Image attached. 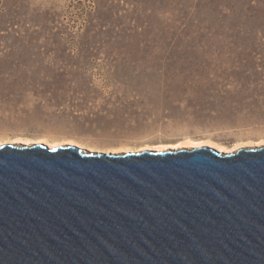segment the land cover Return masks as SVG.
<instances>
[{"label": "rangeland", "instance_id": "374dc122", "mask_svg": "<svg viewBox=\"0 0 264 264\" xmlns=\"http://www.w3.org/2000/svg\"><path fill=\"white\" fill-rule=\"evenodd\" d=\"M201 141L264 145V0H0V146Z\"/></svg>", "mask_w": 264, "mask_h": 264}, {"label": "water", "instance_id": "95a60500", "mask_svg": "<svg viewBox=\"0 0 264 264\" xmlns=\"http://www.w3.org/2000/svg\"><path fill=\"white\" fill-rule=\"evenodd\" d=\"M0 264H264V145H1Z\"/></svg>", "mask_w": 264, "mask_h": 264}, {"label": "bare ground", "instance_id": "6f19581e", "mask_svg": "<svg viewBox=\"0 0 264 264\" xmlns=\"http://www.w3.org/2000/svg\"><path fill=\"white\" fill-rule=\"evenodd\" d=\"M33 144H35V143H33ZM23 145H29V144H27V143H23ZM198 146H192V147H190V148H179V149H191V148H195V147H201V146H209V147H212V148H214V149H218L217 151H219V150H223V147L222 146H220L219 144H217V143H214V142H210V143H207V144H205V143H203V141H201L199 144H197ZM12 146H17V145H12ZM20 146V145H19ZM52 147H54V145L52 146ZM79 147V146H78ZM259 147H261V146H259ZM252 148H256V147H252ZM172 150H178V149H172ZM161 151V150H160ZM93 152V151H92ZM230 152H234V150L233 151H230Z\"/></svg>", "mask_w": 264, "mask_h": 264}]
</instances>
